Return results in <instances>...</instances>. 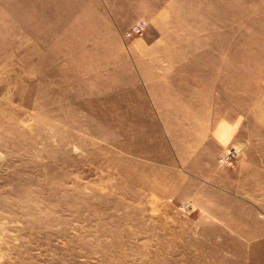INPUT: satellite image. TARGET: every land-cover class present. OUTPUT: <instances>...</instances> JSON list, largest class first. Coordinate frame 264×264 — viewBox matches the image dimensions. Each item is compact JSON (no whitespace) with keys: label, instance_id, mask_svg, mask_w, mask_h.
Wrapping results in <instances>:
<instances>
[{"label":"rangeland","instance_id":"rangeland-1","mask_svg":"<svg viewBox=\"0 0 264 264\" xmlns=\"http://www.w3.org/2000/svg\"><path fill=\"white\" fill-rule=\"evenodd\" d=\"M0 264H264V0H0Z\"/></svg>","mask_w":264,"mask_h":264},{"label":"built area","instance_id":"built-area-1","mask_svg":"<svg viewBox=\"0 0 264 264\" xmlns=\"http://www.w3.org/2000/svg\"><path fill=\"white\" fill-rule=\"evenodd\" d=\"M146 21L143 19H139L137 21H134L133 24H131L124 32L126 37H133V35L141 34L142 31L146 27ZM231 157V151L228 150L227 153L221 155L219 157V160L221 163L226 164L230 160ZM187 204L181 203L180 207H185Z\"/></svg>","mask_w":264,"mask_h":264},{"label":"crops","instance_id":"crops-1","mask_svg":"<svg viewBox=\"0 0 264 264\" xmlns=\"http://www.w3.org/2000/svg\"><path fill=\"white\" fill-rule=\"evenodd\" d=\"M144 20V19H143Z\"/></svg>","mask_w":264,"mask_h":264}]
</instances>
